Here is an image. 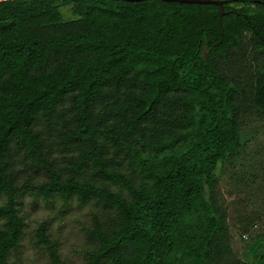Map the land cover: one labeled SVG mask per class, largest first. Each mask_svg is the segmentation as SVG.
I'll return each instance as SVG.
<instances>
[{"label":"trees","instance_id":"16d2710c","mask_svg":"<svg viewBox=\"0 0 264 264\" xmlns=\"http://www.w3.org/2000/svg\"><path fill=\"white\" fill-rule=\"evenodd\" d=\"M225 1L223 14L165 0L0 3V264L24 235L26 195L108 209L94 217L85 264H264V234L249 260L227 263L217 174L235 168L254 135L246 127L264 117V75L258 85L247 37L198 60L205 41L222 44L231 12L264 45V0ZM53 131L70 152L62 169ZM14 150L48 181L18 182ZM37 236L51 264H65L45 223Z\"/></svg>","mask_w":264,"mask_h":264},{"label":"rangeland","instance_id":"374dc122","mask_svg":"<svg viewBox=\"0 0 264 264\" xmlns=\"http://www.w3.org/2000/svg\"><path fill=\"white\" fill-rule=\"evenodd\" d=\"M62 11L66 19L73 18L69 7L62 8ZM223 22L225 38L222 44L209 48L205 41L198 60L203 62L213 56L225 54L247 37L251 42L249 60L257 77V84L260 85L264 75V45L255 38L242 17L231 12L224 15ZM38 127L43 129L44 137L49 136L43 123L38 124ZM246 132L254 135L237 160L235 168L219 166L217 170L220 179L219 201L227 213L232 247L227 263L234 259L249 260V248L258 236L264 234V117L253 118L246 127ZM55 134L56 131H53V136ZM49 138L52 139L51 151L58 169L69 166L70 152L60 150L62 146L54 143L56 136ZM12 161L18 182L25 179H31L34 183L48 181L45 171L31 168V163L21 151H13ZM111 188L118 189L115 185ZM4 202L5 197H0V205ZM107 210L94 201L79 203L72 199L64 203L58 196L50 199L31 195L21 197L19 214L25 222L24 235L18 248L10 254V264H51L47 250L38 242V229L44 223L49 237L59 243V254L64 263L85 264L88 251L97 244L94 217L104 220ZM247 229L249 232L244 235Z\"/></svg>","mask_w":264,"mask_h":264},{"label":"water","instance_id":"95a60500","mask_svg":"<svg viewBox=\"0 0 264 264\" xmlns=\"http://www.w3.org/2000/svg\"><path fill=\"white\" fill-rule=\"evenodd\" d=\"M4 1H7V0H0V3L4 2ZM124 1H140V0H124ZM165 1H178L181 3H190V4H193V3H196V4H216L220 7L222 14L224 13L223 6L226 3L225 0H165Z\"/></svg>","mask_w":264,"mask_h":264}]
</instances>
